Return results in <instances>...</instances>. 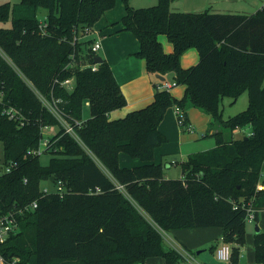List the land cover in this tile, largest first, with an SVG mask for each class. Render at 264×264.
I'll return each instance as SVG.
<instances>
[{
    "label": "trees",
    "instance_id": "16d2710c",
    "mask_svg": "<svg viewBox=\"0 0 264 264\" xmlns=\"http://www.w3.org/2000/svg\"><path fill=\"white\" fill-rule=\"evenodd\" d=\"M171 1L134 7L122 0L124 14L116 32H133L140 43L135 55L145 59L148 72H174L176 84L187 86L185 95L176 98L159 88L163 81L157 79L151 103L115 119L111 112L126 106L127 99L105 58L92 68L99 54L91 49L93 38L82 36L117 0L0 4V21L12 20L10 27H0V46L44 95L62 99L60 109L68 120L83 121L77 132L96 157L62 128L49 137L45 151L54 155L48 165L30 153L40 146L42 127L58 121L0 55L3 101L22 108L28 118L20 126L2 113L0 103L3 163H14L10 173L0 175V214L38 203L18 214V230L0 247L6 260L147 264L148 258L161 256L165 264H182L181 253L166 246L163 231L220 227L218 242L209 250L221 241L232 246L230 260L221 264H264L263 230L254 233V261L240 260V248L247 243L244 203L252 201L257 225L264 216V188L258 189L264 183V5L251 14L187 12L172 10ZM40 8L47 10L45 32ZM162 35L172 43L171 52L165 51ZM191 47L199 60L185 68L181 56ZM67 78L74 79L71 89L61 84ZM243 90H248V107L223 119L220 98H237ZM170 106L184 110V125L191 106L220 122L212 133L216 145L189 154L179 178H167L164 165L154 162L155 149L168 140L159 125ZM245 126L251 131L234 138L233 132ZM121 152L143 163L121 166ZM43 180L61 181L63 194L44 193Z\"/></svg>",
    "mask_w": 264,
    "mask_h": 264
},
{
    "label": "rangeland",
    "instance_id": "374dc122",
    "mask_svg": "<svg viewBox=\"0 0 264 264\" xmlns=\"http://www.w3.org/2000/svg\"><path fill=\"white\" fill-rule=\"evenodd\" d=\"M20 0H0V4L5 2H10L12 4L18 3ZM158 0H131V2L137 4V6L145 7L151 6L157 3ZM172 3L182 7V9L178 11H187V12H197L203 11L205 9H209L211 11H217L220 7H228L233 8L235 10H242L246 13H254L262 4H264V0H172ZM131 4V3H130ZM124 4L122 0H117L116 5L108 10L106 14L94 25L93 29L98 32V30L103 31L104 26L107 25L113 18H117L119 20L122 15L121 10L119 12V7H122ZM132 5V4H131ZM133 6V5H132ZM47 10L45 8H40L38 17L40 21L45 19V15ZM118 13V14H117ZM110 20V21H109ZM118 24V23H117ZM116 24V25H117ZM12 25V20L8 19L6 21H0V27H10ZM94 35V33H93ZM107 37V36H106ZM162 37L167 38L165 35ZM87 38V37H84ZM101 39L103 37L101 36ZM168 41V40H167ZM170 43V42H169ZM98 54L102 56V52L99 49ZM182 57V56H181ZM249 105V94L248 90H243L239 93L237 98L232 97L230 95H224L220 98L219 107L220 114L223 119H228L231 116L239 114L243 112ZM189 117L193 118L196 122L195 129L196 133L191 134L190 132L184 131L186 135L190 139V147L189 150L193 152L204 151L210 149L216 145V138L212 134L214 130L219 129V121H213V117L200 109L199 107L194 108L189 111ZM85 115H89V108H85ZM208 120L206 122V119ZM206 122V124H204ZM204 124L205 128H201V125ZM249 126H245L243 128H238L233 132L234 138H239L242 135L246 134L249 131ZM58 131V126H51L49 129H45L44 134L56 133ZM167 142V141H166ZM165 142V143H166ZM164 144V143H163ZM162 144V145H163ZM3 143L0 141V166L3 164L4 158V150ZM54 154L50 151H42L39 154V160L42 165H48L50 160ZM187 156V155H186ZM184 156L185 159L187 157ZM130 159H136L131 156ZM177 161H174L171 166V169H166L170 176L173 178H178L181 176V162L183 161L180 156H175ZM184 159V160H185ZM138 160V159H137ZM182 160V161H181ZM47 188L50 192L55 191L57 189V185L48 180H43L41 182V189L44 190ZM257 221H247V243L245 246L240 248V260L242 262H253L254 261V233L256 232ZM258 225L261 230L264 231V216L261 215L258 221ZM222 233V229L220 227H206V228H179L173 229L165 232L163 235L165 238L166 246H170L169 242L171 238H175L177 236L185 245L189 251H194V255L196 259L202 264H210L214 263L215 260L217 263L221 262L217 259L215 251L209 250V247L212 245H216L218 239ZM169 240V242H168ZM177 240V239H176ZM181 244V243H180ZM182 245V244H181ZM201 248H207L200 254H196V251ZM207 259V260H206ZM147 264H165L164 258L161 256H152L147 259Z\"/></svg>",
    "mask_w": 264,
    "mask_h": 264
},
{
    "label": "crops",
    "instance_id": "0c3cea01",
    "mask_svg": "<svg viewBox=\"0 0 264 264\" xmlns=\"http://www.w3.org/2000/svg\"><path fill=\"white\" fill-rule=\"evenodd\" d=\"M130 3L134 7H140L137 6V4L131 2V0ZM263 5L264 4H262L260 8ZM171 9L178 11L182 9V7L171 2ZM120 10L123 15L124 5L122 7H119V12ZM216 12L246 13L242 10H235L228 7H220ZM122 15L120 17H122ZM116 19L117 18L115 17L111 21L109 20L110 22L107 23L104 28H102L104 29L103 31L101 30L100 32V30H98V32H96L94 30V35L92 33L90 36L101 41L100 50L102 52V57L105 58L111 65L115 77L117 78V81L121 86V90L127 99L126 106L111 112L112 119L123 117L128 112L142 108L151 103L157 90V79L163 81V79L157 77V74L151 75V73L148 72L144 58L135 55V53L140 48L139 39L136 37V35L133 32L127 30L116 32V30L120 29L121 27L120 23L116 25V23H118L121 18L119 20ZM101 36L103 37V39H101ZM160 39L163 43L165 51L171 52L173 50V45L168 40V38L161 36ZM198 60L199 53L197 49L191 47L183 53L181 57V64L183 67L187 68L196 64ZM163 76L165 77L164 81L170 82L173 85L170 90L171 94L176 98H182L186 92V84H176V74L174 72H169L167 74H164ZM194 108L196 107L191 106L187 109L188 120L194 128L193 131H187L191 134L196 133V122L192 117H189L188 112L193 110ZM207 120L208 117L206 119V122ZM206 122L204 124H206ZM204 124L201 125L202 129L205 128ZM159 129L163 134H165V136H167L168 140L166 143L155 149L154 162L163 164L166 177L173 178L172 176H170L168 172L169 170L166 172V169H171L172 164H174L173 162L177 161V159H175L174 157L180 156V158L184 160V156L187 155L186 157H188L189 154L194 153L193 151L189 150V137L186 135V133H183L184 131L177 122V116L174 106H170L167 109L164 118L159 125ZM250 131L251 129L249 128V131L247 133H249ZM128 156L130 155L125 152L120 153L121 166L133 167L143 163L138 158L130 159V157ZM179 177L181 176H178V178ZM170 241H173L174 243H177L179 245L182 244V246L184 245L186 247V245L177 236H175V238H171ZM210 264H221V262L217 263V261L215 260L214 263Z\"/></svg>",
    "mask_w": 264,
    "mask_h": 264
},
{
    "label": "built area",
    "instance_id": "2783aa9c",
    "mask_svg": "<svg viewBox=\"0 0 264 264\" xmlns=\"http://www.w3.org/2000/svg\"><path fill=\"white\" fill-rule=\"evenodd\" d=\"M46 19L43 21H40V28L42 31L45 32V26H46ZM94 32L93 28H86L85 29V36L82 37H90L91 34ZM92 38V37H91ZM93 42L91 44V49L93 52L98 53L99 49L101 48V41L99 39L93 38ZM0 55L7 60V62L13 67V69L18 73V75L25 81V83L36 93L38 98L41 100V103L43 106H45L57 119L58 121V129L62 128L64 130V133L69 134L71 137H73L87 152H89L95 159L96 157L92 153V151L86 146V144L81 140L78 132L77 127H81L83 121L82 120H76L75 122H71L68 120L65 115L62 113L60 109V103L62 102V99L59 97H52L49 98L46 95H44L33 83V81L21 70V68L13 61V59L3 50V48L0 46ZM92 68L95 70L97 69V62L92 65ZM66 88L71 89L74 86V79L73 78H67L66 80L62 81L61 83ZM161 89L171 90L172 83L163 81L160 85H158ZM5 92L1 88L0 89V103H3V110L2 113L5 114L9 119L16 120L20 126L25 125L28 122V118L25 115L22 108L14 105L12 102H4ZM175 112L177 116V122L180 127L184 126L187 131H193L194 128L190 122L185 123V112L180 106H174ZM52 125H45L42 127V138L40 146L30 151V153L33 154H40L42 151H45V149L50 145V136L54 135L50 134V136H47L49 134H44L45 129H49ZM14 163H3L2 166H0V175L4 173H10L13 170ZM57 189L56 192H59L63 194L64 187L63 183L61 181H58L56 183ZM119 188H122V186H118ZM264 183L262 181L258 184V189H263ZM44 193H49L50 191L45 188L43 190ZM38 205L37 201H33L32 203L20 207L14 211H10L8 213L0 214V247L2 243L8 238V236L11 233H14L19 228V221H18V214L24 213L26 210H29L31 208H36ZM243 207H246L247 210V216L246 221H256V208L253 206L252 201L245 202ZM165 234V231H163V235ZM169 242V240H168ZM170 247H173L177 249L182 257L183 261L182 264H202L197 259L196 256L191 253L189 250L185 249L182 245H179L174 242H169ZM216 257L221 262H227L231 258L232 254V246L228 243H225L221 241L220 245L215 250ZM0 264H18V260L16 258L11 260H6V258L2 255L0 252Z\"/></svg>",
    "mask_w": 264,
    "mask_h": 264
},
{
    "label": "water",
    "instance_id": "95a60500",
    "mask_svg": "<svg viewBox=\"0 0 264 264\" xmlns=\"http://www.w3.org/2000/svg\"><path fill=\"white\" fill-rule=\"evenodd\" d=\"M103 57L101 56V55H97L96 57H95V62H97V63H100V62H102L103 61ZM157 77L158 78H160V79H163V81H164V79H165V77L162 75V74H157ZM54 180V178H52V181ZM261 229H260V227L258 226V225H256V232H259ZM207 248H201V249H198L197 251H196V254L198 255V254H200L201 252H203L204 250H206Z\"/></svg>",
    "mask_w": 264,
    "mask_h": 264
}]
</instances>
